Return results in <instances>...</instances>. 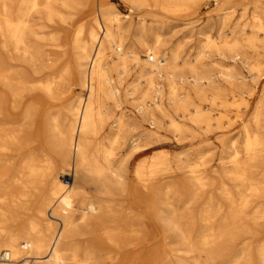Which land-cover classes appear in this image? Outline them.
Returning a JSON list of instances; mask_svg holds the SVG:
<instances>
[{"label": "bare ground", "instance_id": "bare-ground-1", "mask_svg": "<svg viewBox=\"0 0 264 264\" xmlns=\"http://www.w3.org/2000/svg\"><path fill=\"white\" fill-rule=\"evenodd\" d=\"M89 1L0 0V264H153L155 243L170 229L189 252L215 258L241 245L232 264L241 257L264 264V238L256 251L251 239L264 229V186L254 176L264 171L260 132L247 130L244 154L234 150L223 161V177L236 191L223 182L224 214L210 195L196 236L171 217L165 187L158 186L187 174L197 196L211 182L201 162L182 170L162 157L139 163L135 183L126 186L125 177L154 134L141 129L145 121L177 134L187 121L205 130L215 125L210 107L194 99L217 81L205 70L206 56L216 51L233 61L222 73L233 96L249 87L237 64L262 75L252 55L264 48V0L253 2L251 35L238 24L224 34L238 1L228 7L230 0H213L221 30L217 37L204 33L196 51H185L184 42L168 49L165 17L153 9L177 14L209 0H127L151 16L136 29L104 4L98 15L70 24L65 9L84 14ZM129 69L136 79L123 91L118 84ZM75 83L85 92L76 93Z\"/></svg>", "mask_w": 264, "mask_h": 264}, {"label": "rangeland", "instance_id": "rangeland-1", "mask_svg": "<svg viewBox=\"0 0 264 264\" xmlns=\"http://www.w3.org/2000/svg\"><path fill=\"white\" fill-rule=\"evenodd\" d=\"M237 1L235 14L222 28L220 11L217 10V5L213 0H209L207 3L202 1L197 10H184L177 14H167L159 8H154L153 10L157 16L165 17L162 31L169 40L166 47L170 49L178 42H184L185 51H196L206 37L203 35L204 33L217 37L219 30L222 29L224 34H227L237 24L240 28L243 26L248 28L247 35L253 34L251 26L255 22L254 15L256 11L253 3L255 0ZM101 4L119 12L124 19L123 22L125 24L132 23L134 29L139 26L144 17H146L147 23L151 21V16H146L147 10L145 8L133 7L132 9V5L127 0H90L83 5L84 14L65 9V13L69 16V23H76L81 18H92L98 15ZM233 4L230 0L227 6L231 7ZM244 4L247 6L245 13ZM125 14H128V16L126 17ZM134 33L128 34L126 39L128 44L135 39ZM258 35L260 39L264 40V29L258 31ZM258 51H260V54L256 53L252 55V58L261 63L262 75L256 78L249 68L241 63L237 64L235 72L245 76L249 87L246 88V92L243 94L237 93L236 96H233L230 90L226 89L228 81L222 75V73L234 68L233 61L220 57L216 51L206 56L205 70L208 74H213L217 81L213 85L205 87L202 98L194 97V99L195 102H201L202 105L210 107L207 111L213 116L215 122L210 130H205L190 121H187L188 129H184L180 134L169 128L167 124L158 129L153 127L150 122L145 121L144 126L141 127V129L148 128L152 130L154 134L149 140L148 149L137 154L131 166L128 167L127 176H125L126 186L136 182L133 170L139 163L150 162L162 157L167 158L173 167H182V170L188 169L190 163L201 162L200 169L211 181L197 196L193 192L191 177L186 176L187 174L166 178L160 181L158 186V188L165 187L163 190L165 197L167 195V200L171 203L170 206L168 205L169 207H166L168 213L174 211L171 217L184 227L190 228L194 236L199 233L202 227L200 212L209 200L210 195L213 194L216 203L224 204L222 213L224 214L228 211V203L221 192L223 182L226 181L229 187L236 191L235 183L223 177V161L227 160V157L234 150H239L241 155L244 154V140L247 130L251 133L260 132L264 136V48L259 47ZM114 75L115 77L118 76L117 73H114ZM135 79V71L129 69L127 73L122 75L120 83L117 81L118 78L116 81L124 91ZM73 86L76 93L85 92L78 83ZM213 97L217 101L214 104L211 101ZM126 107L132 108L128 102ZM254 176L264 186V171L255 172ZM65 180L68 182L69 178ZM164 233L165 240L155 243L153 264H232V260L240 253L241 249V245L234 246L223 251L221 256L214 258L200 250L189 252L187 243L180 239L179 234L174 230L170 229ZM263 238L264 229L253 238L251 237L255 251L258 243ZM234 264L256 263H250L245 257H241Z\"/></svg>", "mask_w": 264, "mask_h": 264}, {"label": "built area", "instance_id": "built-area-1", "mask_svg": "<svg viewBox=\"0 0 264 264\" xmlns=\"http://www.w3.org/2000/svg\"><path fill=\"white\" fill-rule=\"evenodd\" d=\"M153 59V57H150V60H152Z\"/></svg>", "mask_w": 264, "mask_h": 264}]
</instances>
